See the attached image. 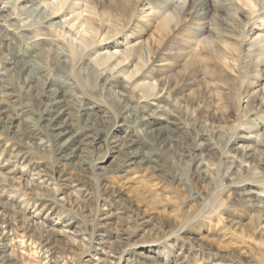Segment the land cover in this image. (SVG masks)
Here are the masks:
<instances>
[{"label": "rangeland", "instance_id": "obj_1", "mask_svg": "<svg viewBox=\"0 0 264 264\" xmlns=\"http://www.w3.org/2000/svg\"><path fill=\"white\" fill-rule=\"evenodd\" d=\"M35 2L0 0V264H264V0Z\"/></svg>", "mask_w": 264, "mask_h": 264}, {"label": "bare ground", "instance_id": "obj_2", "mask_svg": "<svg viewBox=\"0 0 264 264\" xmlns=\"http://www.w3.org/2000/svg\"><path fill=\"white\" fill-rule=\"evenodd\" d=\"M14 1L16 2V4H18L20 6L21 11H26V13L27 12L28 13H32V12H35V11L38 10V9H35V10L32 9V8L35 7V5H34L36 3L35 0H14ZM69 1L70 0H62V1L60 0V2L57 3V4H55V3H50L49 4L48 3L46 5L44 4L45 6L38 5V7L43 11V13L48 12L49 11L48 9L52 10V13L48 14L46 16V18H45L46 23L49 24L54 19H56L58 17V14H60L65 9V6L68 4ZM82 14H83V12L78 13L76 15L78 17V19H79L80 26H82L84 29H86V30H88V31H90L92 33L97 32L98 28H96L94 26V24H93V22L91 20L86 19V18L81 19ZM78 19H77V21H78ZM54 25H59V23L56 22V23H54ZM63 28H65V27H63ZM80 42H81V44L79 45V49L82 50V49H84L83 48L84 47L83 44L85 45L86 41L84 43H83V40L80 41ZM115 57H116L115 54H112V53H108L107 55H105L103 53H99V54H96L95 56H93L92 59L90 60V62L93 63V64H100V65L101 64H106V65H108V62L112 61ZM160 66H163V65H160ZM109 68H111V67L109 66L108 69ZM5 80H6L5 75L4 74H0V87L5 88V87H3V85H5L4 84ZM105 82L107 83V80ZM108 82H110V80ZM145 87H146V89H150V90H153V91L155 90L151 85L150 86H146L145 85ZM44 89H45V87H44ZM46 93L49 96L47 98L49 100H48V103L46 104V106H47V109H49L50 113H51L50 114V118L48 119V126H50L51 130L54 131L53 136L55 138L69 136L70 134H72V132L70 130V125H72V124H71L70 121H72L71 117L73 116V112L70 111V109H69L70 108V103L67 100H65L63 95H61V93L59 91H57V90L55 91V90H50L49 89V90L46 91ZM151 94H152V92H151ZM159 99H160V97L158 95H154L152 101H157ZM0 111H1V106H0ZM155 120H158V121L164 120V121H166L167 119L164 116L153 117L152 115H147L146 117L142 118V122H145L144 125H146V127L147 126L148 127H153V126L157 125L156 124L157 122ZM145 132L146 133L157 132L158 135H161V131L157 130L156 128H152L150 130L146 129ZM81 140H79L78 137L72 135L66 141H64L63 143L59 144V150L62 152V154L64 155V157L66 159H72V158H75L77 156L79 158H81V155H82V152H83L82 146H84L83 145L84 142L81 141ZM136 144L137 143H136L135 140L129 139V140L126 141V145H127L128 148L131 147V146H134ZM123 147H125V146H123ZM137 150L138 151L133 150L134 152H131L132 150L129 151L130 153H132L131 154V156H133L132 158L136 157V155L138 154L139 150H141V149L138 148ZM245 155L249 159H253L254 158V155L251 154V153L246 152ZM140 158H142V157H140ZM140 161L142 162L143 159H140Z\"/></svg>", "mask_w": 264, "mask_h": 264}]
</instances>
